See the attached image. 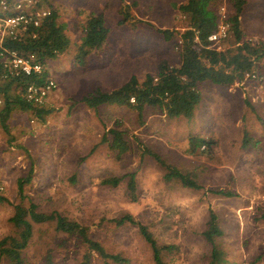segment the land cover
I'll use <instances>...</instances> for the list:
<instances>
[{"label":"rangeland","instance_id":"rangeland-1","mask_svg":"<svg viewBox=\"0 0 264 264\" xmlns=\"http://www.w3.org/2000/svg\"><path fill=\"white\" fill-rule=\"evenodd\" d=\"M33 1L40 9H58L71 46L46 67L57 86L47 100L53 110L46 123L37 125L16 110L7 122L11 140L0 126V195L8 200L0 204V241L14 233L9 219L20 201L17 183L32 164L23 195L39 211L87 227L91 238L127 264L153 261L135 226L115 224L125 215L146 226L160 247H172L161 253L166 264H211L212 244L203 238L210 213L223 233L214 241L218 264H264V68L230 88L203 84L191 120L149 108L141 119L125 107L88 109L80 100L96 88L113 91L133 76H154L162 61L178 65L174 41L166 42L161 31L181 33L185 22L172 5L185 0H56V8L55 0ZM244 1L239 17L243 40L264 44V0ZM120 9L130 13L135 28L121 23ZM221 9L228 18L230 0H222L217 12ZM90 14L103 17L110 37L78 66L75 49ZM230 42L228 35L215 48ZM2 107L0 95V112ZM109 130L122 132L128 141L129 151L120 159L102 142ZM244 136L256 145L243 148ZM191 137H203L207 144L192 152ZM147 150L194 178L200 190L164 182V169ZM128 173H135L136 202L129 198L126 180L117 188L99 182ZM219 191L231 196L216 195ZM85 253L77 237L36 225L21 256L24 264H83ZM0 264L8 261L0 257ZM91 264L113 263L93 256Z\"/></svg>","mask_w":264,"mask_h":264},{"label":"trees","instance_id":"trees-1","mask_svg":"<svg viewBox=\"0 0 264 264\" xmlns=\"http://www.w3.org/2000/svg\"><path fill=\"white\" fill-rule=\"evenodd\" d=\"M222 0H185L172 7L184 19L182 31H161L166 42L174 41V48L179 60L176 67L167 61H162L154 76L147 75L144 79L131 77L119 89L102 91L96 88L80 100L88 109L95 110L101 106H118L137 112L142 118L145 109L157 110L168 118H184L191 120L201 102V86L209 83L212 86L226 89L241 83L247 75H253L264 68V44H253L243 40L239 17L245 6L244 0H230L231 15L227 18L231 42L221 50L210 48L208 37L217 29L219 15L218 6ZM50 15L35 30V38L24 36L17 40L5 39L4 48L16 51L22 57L33 55L35 61L44 67L41 75H20L16 78L0 79V95L3 98V107L0 112V126L10 137L8 120L12 112L19 110L28 113L31 120L37 125H44L52 110L45 106H33L24 99V89L28 85H43L50 79L46 67L57 60L60 55L70 49L71 43L66 28L58 22V14L49 9ZM121 23L131 24L135 28L129 12L119 11ZM110 31L105 26L102 16L89 15L82 24V35L76 46L74 63L84 65L91 54L101 51L108 43ZM47 104V103H46ZM102 142L108 145L109 150L120 159L129 151L128 141L124 134L117 130H109ZM207 144L203 137L189 138L191 151L199 150ZM256 143L244 136L242 147L255 146ZM164 171V182L178 183L181 187L200 190L194 178L168 165L160 156L152 151H145ZM144 154V153H143ZM33 174L31 164L25 179L18 180L19 202L13 206V215L9 223L14 229L13 235L0 241V257L8 264H24L22 252L28 247L36 225H52L55 233L77 237L86 248L83 255V264H91L92 257L96 256L104 262L113 264H127L128 260L121 255L109 254L101 243L91 238L87 227L70 220L56 212L44 213L37 205L23 195V186L28 185ZM122 180H126L129 198L136 202L137 186L135 173H128L123 177L103 178L99 182L102 186L117 188ZM216 195L230 197L231 194L222 191ZM27 201V203H25ZM8 200L0 195V204H7ZM117 226L130 224L135 226L150 248L153 264H166L161 253L170 251L172 247H160L148 228L138 223L131 215H125L115 220ZM207 228L203 238L212 244L211 264H218L220 252L214 244L215 239L223 233L218 227L217 218L210 213Z\"/></svg>","mask_w":264,"mask_h":264},{"label":"built area","instance_id":"built-area-1","mask_svg":"<svg viewBox=\"0 0 264 264\" xmlns=\"http://www.w3.org/2000/svg\"><path fill=\"white\" fill-rule=\"evenodd\" d=\"M38 2L33 0H0V79L16 78L20 75H41L44 67L35 61L33 55L22 57L16 51L4 48L5 39L19 40L24 36L35 38V30L50 15L49 9H40ZM217 29L207 41L210 48L220 43L229 35L227 16L224 10L218 12ZM219 50L218 48H215ZM253 77L247 75L246 78ZM56 83L48 79L43 85H28L24 89V99L33 106H45L49 95L56 89Z\"/></svg>","mask_w":264,"mask_h":264},{"label":"crops","instance_id":"crops-1","mask_svg":"<svg viewBox=\"0 0 264 264\" xmlns=\"http://www.w3.org/2000/svg\"><path fill=\"white\" fill-rule=\"evenodd\" d=\"M51 1H52V0H51ZM52 3H53V4H52V7H53V8H56V6H57V2H56V0H55V2H52ZM58 4H59V3H58ZM57 7H58V6H57ZM47 9H48V8H47ZM54 10L57 11L58 9H54ZM57 14H59L58 11H57ZM125 83H126V82H125ZM125 83H124V84H125ZM124 84H122V85H124ZM122 85H121V86H122Z\"/></svg>","mask_w":264,"mask_h":264}]
</instances>
